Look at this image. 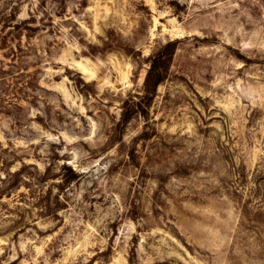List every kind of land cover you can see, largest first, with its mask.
<instances>
[{
    "label": "rangeland",
    "instance_id": "1",
    "mask_svg": "<svg viewBox=\"0 0 264 264\" xmlns=\"http://www.w3.org/2000/svg\"><path fill=\"white\" fill-rule=\"evenodd\" d=\"M0 264H264V0H0Z\"/></svg>",
    "mask_w": 264,
    "mask_h": 264
},
{
    "label": "trees",
    "instance_id": "2",
    "mask_svg": "<svg viewBox=\"0 0 264 264\" xmlns=\"http://www.w3.org/2000/svg\"><path fill=\"white\" fill-rule=\"evenodd\" d=\"M175 47L174 42L165 44L161 50L150 59V67L146 73L144 80V88L147 98L153 95L157 86L161 83L165 76V70Z\"/></svg>",
    "mask_w": 264,
    "mask_h": 264
}]
</instances>
